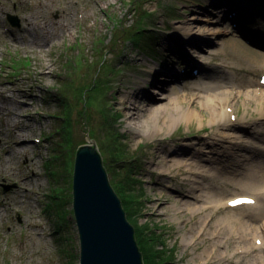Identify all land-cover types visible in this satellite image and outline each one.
I'll use <instances>...</instances> for the list:
<instances>
[{"label":"rangeland","instance_id":"rangeland-1","mask_svg":"<svg viewBox=\"0 0 264 264\" xmlns=\"http://www.w3.org/2000/svg\"><path fill=\"white\" fill-rule=\"evenodd\" d=\"M240 3L241 14L238 8L234 19L220 22L218 9ZM9 14L20 25L14 26ZM192 14L198 15L196 22L189 19ZM186 20L196 23L197 30L220 28L214 35H195L210 43L203 51L193 48L194 58L208 71L228 73V88L241 90L229 121L255 123L246 126L254 132L264 115L258 102L245 104V92L264 87V0H0V264H80L73 208L75 156L82 144L94 140L115 186L133 183L140 209L131 218L125 210L126 215L151 238L150 255H160V264L245 260L234 252L236 232L218 247L234 252L226 257H215L216 252L200 256L211 245L209 235L184 242L183 234L199 224L197 214L174 205L192 199L189 176L177 168L163 174L157 166L172 146L200 138L212 141L223 130L207 119L203 126L199 120H182L153 134L131 124L129 110L136 107L129 96L138 99L141 110L150 101L164 106L168 90L188 97L198 91L192 85L203 82L206 73L193 78L195 72L182 69L185 52L178 41L187 34L176 25ZM40 24L46 28L41 30ZM38 39L49 42L40 48ZM174 68H181L180 79L161 73ZM159 77L164 82L154 84ZM250 153L256 155L254 149ZM210 180L222 193L242 192L230 179ZM235 206L212 210L210 227Z\"/></svg>","mask_w":264,"mask_h":264},{"label":"bare ground","instance_id":"bare-ground-1","mask_svg":"<svg viewBox=\"0 0 264 264\" xmlns=\"http://www.w3.org/2000/svg\"><path fill=\"white\" fill-rule=\"evenodd\" d=\"M235 6L236 8H225L224 11L218 9L220 13H223L220 22L234 19V14L238 11V8L240 14L244 11V4L240 3ZM198 18V15L192 14L189 19H196L194 20L196 22ZM184 22L185 25H183L184 23L176 25L177 31L189 36L178 41V47L185 52L182 69H184L183 72L186 74L190 73V69L195 72L196 74L193 78L202 77L206 73L203 82L193 84V88H197L198 91L189 94L188 97L174 95L169 93V90L167 93L163 91L162 93L168 98V102L164 106H154L150 101L141 110L136 104L138 99L129 96V103L132 104L133 108L136 107L135 112L129 110L134 115L130 117L132 120L131 124L140 132L149 130L153 134L166 131L182 120H186V122L199 120V124L203 126L207 119L208 123L216 125L217 128L223 130L224 134L221 137L213 136L215 139L211 138L212 141L200 138L198 141L185 142L180 147L177 145L172 146L169 153H167L168 155H160L162 162L159 161L157 166L161 168L163 174L170 172L172 168H177L185 170L189 176L188 180L191 183L189 193L192 199H181V204L174 205L178 211L182 208L190 211L192 215L197 214L199 216V224L196 227L194 225V228L191 226L189 231L183 234L184 242H191L195 235L206 234L210 236L212 241L211 245L205 247L204 254L202 253L204 256L200 254L201 257L208 256L209 258L215 252V257L220 255L226 257L238 251L242 253L245 260L238 258L237 264H264V221L261 220L264 219V136L261 135L262 133L264 134V122L259 121L258 128L253 130L254 132H249L247 128L256 125L255 123L250 126V124L239 125L243 121L241 123L229 121V113L233 110L231 106L235 105L234 100L239 96L241 90L236 91L228 88L232 80L228 79L229 75L226 71L214 69L208 71L207 66L196 61L197 59L194 58L196 53L193 49L206 50V43H210L196 37V34L203 33L202 36L214 35L220 31V28L206 26L205 29L197 30L194 29L196 23L192 24L188 20ZM42 23L44 24V22ZM40 25L41 30L44 27L46 28L45 25ZM30 34L32 35V33ZM38 41L35 40V43L40 48H43L49 42L45 39H38ZM218 41L224 44L228 40L218 39ZM258 43L261 44V42ZM170 47L172 50L175 49L173 46ZM197 56L200 57L198 54ZM262 67L264 69V64ZM180 71L181 68H174L161 73L169 80H176L183 76ZM165 78H154L153 83L161 84ZM176 89V87H172V90ZM245 93V104L248 105L251 101L258 102L257 104L260 105L258 111L261 115H264V87H252ZM194 102H197V105H194ZM204 110L207 111V114ZM181 147H183L182 151ZM249 147H252V150ZM253 149L256 152L254 156H258V158H254L253 154L250 153ZM221 177L230 179L239 185V189L242 192L250 193V195L242 192L234 193L235 191L228 193L218 191V184L210 179L216 180ZM239 197H249L251 202L235 206L237 203H233V201ZM221 206H235L237 209L217 217L212 221L213 227H210L211 211L217 210ZM207 207H212L213 209L206 210ZM178 211L173 214L175 218L179 217L177 215ZM259 220L260 222H257ZM234 232L237 235L235 251L228 253L226 250H219V245L225 244L224 238L229 237L230 239L229 235Z\"/></svg>","mask_w":264,"mask_h":264},{"label":"water","instance_id":"water-1","mask_svg":"<svg viewBox=\"0 0 264 264\" xmlns=\"http://www.w3.org/2000/svg\"><path fill=\"white\" fill-rule=\"evenodd\" d=\"M8 19L13 25H20L14 14H9ZM114 186L95 140L82 144L76 152L73 175L80 264H144L135 228Z\"/></svg>","mask_w":264,"mask_h":264},{"label":"trees","instance_id":"trees-1","mask_svg":"<svg viewBox=\"0 0 264 264\" xmlns=\"http://www.w3.org/2000/svg\"><path fill=\"white\" fill-rule=\"evenodd\" d=\"M114 187L115 191L121 199L124 209L129 213V217H133L136 210L140 209L141 204L140 199L134 193L135 187L133 186V183L128 185L117 184V186ZM139 226L141 227V225ZM140 227L135 228V236L143 255L144 264H160L159 260L157 259V257H159L160 255L157 257L155 256V254H153V256L150 255V251L153 250L151 238L149 236H145V233Z\"/></svg>","mask_w":264,"mask_h":264},{"label":"snow or ice","instance_id":"snow-or-ice-1","mask_svg":"<svg viewBox=\"0 0 264 264\" xmlns=\"http://www.w3.org/2000/svg\"><path fill=\"white\" fill-rule=\"evenodd\" d=\"M243 202H250V201H242V200H235L233 203H243Z\"/></svg>","mask_w":264,"mask_h":264}]
</instances>
